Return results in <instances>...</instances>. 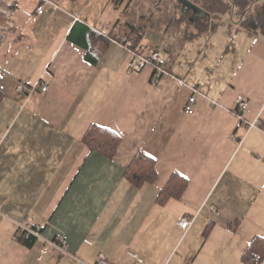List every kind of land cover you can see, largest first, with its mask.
<instances>
[{
    "label": "crops",
    "instance_id": "0c3cea01",
    "mask_svg": "<svg viewBox=\"0 0 264 264\" xmlns=\"http://www.w3.org/2000/svg\"><path fill=\"white\" fill-rule=\"evenodd\" d=\"M48 1L0 0V264H264L245 260L264 239V31L245 26L264 0ZM146 49L157 84L129 67ZM92 125L121 137L113 157Z\"/></svg>",
    "mask_w": 264,
    "mask_h": 264
},
{
    "label": "trees",
    "instance_id": "16d2710c",
    "mask_svg": "<svg viewBox=\"0 0 264 264\" xmlns=\"http://www.w3.org/2000/svg\"><path fill=\"white\" fill-rule=\"evenodd\" d=\"M230 1L236 5H239L242 10L245 11H247L251 5L249 0ZM245 24V26H247L249 29H262L264 31V8H262L257 15L252 16L248 21H246ZM89 50H92L91 44L89 46ZM2 98L3 91L0 78V100ZM84 143L93 151L97 150L109 155L110 157H113L119 149L121 137L109 129L92 125L85 135ZM156 176L157 172L155 160L145 154H139L136 156L131 165L128 167L126 173L127 179L137 187H142L147 183L153 182ZM175 180H179L180 182L182 181V179L178 176H175V178L171 180L169 185L161 192L160 201L162 203H164L167 198L171 197V195L179 196L182 193V189H180V187L183 186L184 188L185 185L183 184L178 187V183L174 185ZM257 255L259 258H257ZM263 258L264 239L256 238L249 246V249L245 254V260L250 262L259 261Z\"/></svg>",
    "mask_w": 264,
    "mask_h": 264
},
{
    "label": "built area",
    "instance_id": "2783aa9c",
    "mask_svg": "<svg viewBox=\"0 0 264 264\" xmlns=\"http://www.w3.org/2000/svg\"><path fill=\"white\" fill-rule=\"evenodd\" d=\"M43 1L48 2L52 5V3L49 2L48 0H43ZM55 7L58 8L57 6H55ZM77 21H79V19H77ZM149 65L154 67V74L152 77V83L157 84L160 82V79H161L162 75L164 74V61H163L162 57L156 51H153L151 49H146V50H144V52H134L133 58L129 64V67L131 70H137L138 71V70H141L144 67L149 66ZM15 90L17 92H27L29 90V88L26 87L22 83H18ZM46 90H47V86H43V91H46ZM196 102H197V98L194 95L191 98H189L188 103L185 106V114L186 115H188V116L194 115ZM239 108H240V110H245L247 108V106L244 102H240ZM257 124H258V122H252L250 124V128L256 127ZM178 224H179V227L181 229L188 230L192 226L193 222H192V220L184 218V219H181L178 222ZM20 227L24 231L29 232L30 234H32L38 238L41 237V234H40L41 227L40 226H34L31 224H28L26 226L21 225ZM48 243L51 246H59L62 249L65 246V242H61V243L57 244L56 242L51 241ZM44 252H43V255H44ZM42 256L40 258H42ZM131 256L138 262V264L142 263V260L139 258V256L137 254H132ZM99 263L100 264H108V261L105 257H101Z\"/></svg>",
    "mask_w": 264,
    "mask_h": 264
}]
</instances>
